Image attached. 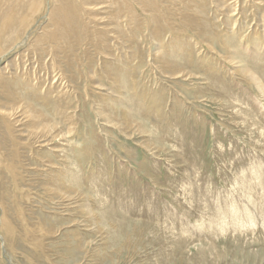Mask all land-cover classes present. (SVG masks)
Returning <instances> with one entry per match:
<instances>
[{
  "label": "rangeland",
  "instance_id": "374dc122",
  "mask_svg": "<svg viewBox=\"0 0 264 264\" xmlns=\"http://www.w3.org/2000/svg\"><path fill=\"white\" fill-rule=\"evenodd\" d=\"M0 155V264H264V0H0Z\"/></svg>",
  "mask_w": 264,
  "mask_h": 264
},
{
  "label": "bare ground",
  "instance_id": "6f19581e",
  "mask_svg": "<svg viewBox=\"0 0 264 264\" xmlns=\"http://www.w3.org/2000/svg\"><path fill=\"white\" fill-rule=\"evenodd\" d=\"M3 1V0H2ZM65 13V12H64ZM10 22V21H9ZM3 31H5V29L3 30ZM67 32V31H66ZM71 36V35H70ZM72 38V37H71ZM68 39H69V37H68ZM168 61V57L166 58V62ZM237 67L239 68V69H241L242 67H239V65H237ZM236 67V68H237ZM243 69V68H242ZM245 71V70H244ZM118 73V72H117ZM119 73H120V71H119ZM114 74H116V73H114ZM114 74H113V76H114ZM112 75V74H111ZM119 75V74H118ZM116 76V75H115ZM119 77H121V75L119 76ZM118 77V78H119ZM117 78V77H116ZM115 78V79H116ZM252 78L255 80L256 78L254 77V76H252ZM120 80V79H119ZM256 81V83H257V85H258V87L259 88H261L262 89V84L258 81V80H255ZM120 83V82H119ZM121 84V83H120ZM15 100V99H14ZM26 107H28V106H26ZM26 112H28L29 113V115L30 116H36L35 114H39L38 112H35L34 110L32 111V110H26ZM1 156V155H0ZM56 175H60V178H58L59 180L57 181L56 179H55V182H53V183H51V187H48L51 191H54V192H62V190H63V188H66V185H68V186H71V184H73V183H76V180H75V178H72V179H70V181L68 182V183H66V181L64 180V179H62V177H61V175H62V171H58L57 173H56ZM55 177V176H54ZM69 177V176H68ZM64 181H65V183H64ZM77 185H79V184H77ZM81 196V195H80ZM93 196V195H92ZM80 198V197H79ZM98 198V197H97ZM96 198V202L98 201V207H100V210H101V212H104L106 215H109V210H107L108 209V207H106L104 204H102V200L100 199V198H98L97 199ZM99 201L101 202V204L99 203ZM91 202V201H90ZM104 203V202H103ZM94 206V205H93ZM81 207H83V205H81ZM97 207V208H98ZM90 209V212H92L91 213V215H93V216H95L94 214V211L96 210L95 208H92V207H90L89 208ZM89 211V210H88ZM96 212V211H95ZM83 213H86V212H83ZM234 213V212H233ZM86 215V214H85ZM97 216V215H96ZM102 217H104L105 218V216L103 215V214H101L100 216H99V219L100 218H102ZM89 218H90V216H89ZM96 219H97V217H96ZM93 222V221H92ZM98 222V221H97ZM90 223V222H89ZM7 226V225H6ZM86 226V225H85ZM37 227H42V228H45L44 227V224L43 223H40V224H38L37 225ZM113 227V226H112ZM47 232H49V229H45ZM103 230V229H102ZM94 231V230H93ZM97 231V230H96ZM99 232V231H98ZM8 233V232H7ZM10 235V234H9ZM78 236V235H77ZM79 238V237H78ZM81 238V237H80ZM38 242V241H37ZM40 243V242H39ZM77 244V243H76ZM42 248V247H41Z\"/></svg>",
  "mask_w": 264,
  "mask_h": 264
}]
</instances>
